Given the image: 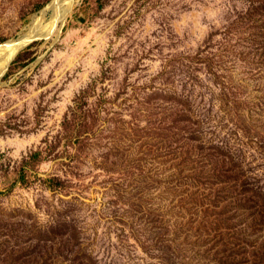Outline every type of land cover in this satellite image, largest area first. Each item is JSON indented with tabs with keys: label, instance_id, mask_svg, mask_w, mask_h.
<instances>
[{
	"label": "rangeland",
	"instance_id": "1",
	"mask_svg": "<svg viewBox=\"0 0 264 264\" xmlns=\"http://www.w3.org/2000/svg\"><path fill=\"white\" fill-rule=\"evenodd\" d=\"M20 37L0 264H264V0H0Z\"/></svg>",
	"mask_w": 264,
	"mask_h": 264
},
{
	"label": "bare ground",
	"instance_id": "2",
	"mask_svg": "<svg viewBox=\"0 0 264 264\" xmlns=\"http://www.w3.org/2000/svg\"><path fill=\"white\" fill-rule=\"evenodd\" d=\"M57 0H54V2ZM69 1V0H68ZM60 13V12H59ZM57 14V13H56ZM50 17V16H49ZM51 19V18H50ZM53 20V19H52ZM54 21V20H53ZM50 22V20H49ZM36 23V22H34ZM47 23V22H46ZM45 25V24H44ZM48 25V24H47ZM35 26V25H34ZM43 26V24H42ZM51 26V25H50ZM34 28V27H33ZM40 28V27H39ZM38 28V29H39ZM45 28V27H44ZM34 30V29H33ZM39 30H37L38 32ZM30 36V35H29ZM28 37V36H27ZM38 37V36H37ZM24 46V45H23ZM18 49V46L16 45H8L5 48H0V51L4 52L3 54L0 55V74L3 73L8 65V63L12 60V58L14 57V55L16 54ZM0 52V53H1Z\"/></svg>",
	"mask_w": 264,
	"mask_h": 264
},
{
	"label": "water",
	"instance_id": "3",
	"mask_svg": "<svg viewBox=\"0 0 264 264\" xmlns=\"http://www.w3.org/2000/svg\"><path fill=\"white\" fill-rule=\"evenodd\" d=\"M27 42H28V39L26 37H20L17 40L9 41L5 44L0 45V48L3 49L8 45H16V46H18V49H17V51H18Z\"/></svg>",
	"mask_w": 264,
	"mask_h": 264
}]
</instances>
